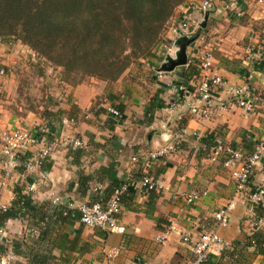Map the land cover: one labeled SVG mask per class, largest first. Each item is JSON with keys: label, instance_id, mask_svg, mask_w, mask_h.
I'll list each match as a JSON object with an SVG mask.
<instances>
[{"label": "crops", "instance_id": "crops-1", "mask_svg": "<svg viewBox=\"0 0 264 264\" xmlns=\"http://www.w3.org/2000/svg\"><path fill=\"white\" fill-rule=\"evenodd\" d=\"M217 4L206 14V28H202L206 15L195 14L196 22L202 20L201 33L205 39L198 38L188 47L186 66L159 77V69L165 62V51L160 45L155 56L146 60L152 68L148 72V87L140 85L146 84L140 78L134 82L133 76L139 77L138 73H125L112 86L89 79L73 87L70 91L72 105L62 106L66 116L63 115L61 122L48 120L50 141L74 137L81 140L83 146L53 149L48 171L39 169L24 175L16 171L15 176L4 183L0 149V207L11 205L15 185H26V188L35 185L36 190L30 192L32 199L47 205L44 208L46 220L40 224V240L31 219L8 222L5 242L24 237L26 245L15 253L12 245L6 247L0 239L3 244L0 245V264H186L192 258L194 244L211 231H216L227 247L213 253L207 264H264V253L259 254L256 248L246 245L247 236L264 232V219L258 221L252 204L239 201L230 212L226 228L216 223V213L234 198L236 183L225 167V157L213 160L212 155L217 141L249 154L264 137V72L261 77L254 74L256 67L248 61L252 49L264 45V0H231V4L223 1ZM230 10L235 14L242 10L243 16H231ZM180 13L181 9L165 35L176 48L184 38H194L173 33L172 27L178 23ZM206 50H212L214 55L209 76H222L228 85L226 90L217 93L214 102L222 109L216 115L192 118L188 109L196 102L195 90L203 75L200 73L197 81L185 83L192 95L181 108H170L174 98L171 86L185 81L189 63L192 61L197 66ZM9 51V46L0 40L2 64L1 58L9 57L5 54ZM129 83L137 84V90ZM241 86L251 87L259 98L250 113L230 94L234 87ZM104 97H107L105 101L111 99L112 105L124 107L121 119L107 113V104L97 106L96 102ZM152 103L158 108L147 117ZM182 113L186 122L180 128L177 118ZM29 115L17 118L0 101V138L7 129L28 127L32 130L49 124L34 113ZM67 117L76 121L75 127L63 125ZM163 136L175 143L177 149L148 169L145 162L149 153L169 144ZM41 149L42 146L37 145L29 152L34 156ZM146 176L159 181L162 188L154 194L147 192L141 185V179ZM254 182L264 186V161L255 169ZM118 184L128 185V191L123 197L118 226L113 230L83 226L79 219L60 216L54 210L55 205L59 206L55 198L75 210L82 203L107 200L110 190ZM193 191H207L208 196L188 206L179 194ZM167 232L170 233L168 242L162 246L157 238ZM188 235L190 241L184 242ZM2 247L7 251L2 253ZM111 251H118L117 256H112Z\"/></svg>", "mask_w": 264, "mask_h": 264}, {"label": "trees", "instance_id": "trees-1", "mask_svg": "<svg viewBox=\"0 0 264 264\" xmlns=\"http://www.w3.org/2000/svg\"><path fill=\"white\" fill-rule=\"evenodd\" d=\"M188 1L0 0V40H7L10 45L20 41L57 67L110 85L117 83L134 64L141 60L150 61L160 45L172 43L165 37L166 30L176 11ZM199 33L201 30L192 37L198 36ZM200 76L198 65L191 61L183 84L195 79L197 81ZM115 107L123 114V106ZM157 108L158 106L152 103L146 116L151 115ZM63 113L64 111L49 110L45 118L49 123L47 126L49 127L51 121L61 122ZM185 122L186 117L180 122V128H183ZM51 135V132L47 135L48 140H51ZM31 157L33 155L29 151L20 154L16 171L23 175L28 173L25 164ZM48 159L43 162L40 170L48 171L51 168ZM121 185L112 188L111 195ZM13 194L11 205L5 210H0V229L6 232L9 221L31 219L34 229L40 233V240V224L46 220L47 211L45 212L44 208L47 205L36 203L26 185H15ZM58 205H55L54 210L56 209L60 216L74 217L80 221L81 214L77 209L72 210L61 203ZM254 212L258 221L264 219V204L255 205ZM10 245L15 253L19 252V248L26 245L24 237L13 239L12 243L6 241L5 246ZM246 245L263 254L264 232L257 231L247 236ZM5 248H1L2 253L7 251Z\"/></svg>", "mask_w": 264, "mask_h": 264}, {"label": "built area", "instance_id": "built-area-1", "mask_svg": "<svg viewBox=\"0 0 264 264\" xmlns=\"http://www.w3.org/2000/svg\"><path fill=\"white\" fill-rule=\"evenodd\" d=\"M213 6V0H189L186 5L182 6L179 21L172 27V31L176 35L193 36L201 30L202 20H195V14L199 13L203 17L210 11ZM179 9V10H180ZM238 17L243 16V11L236 12ZM205 37L199 33V40L204 41ZM166 58L168 55L174 56L177 50L172 45H162ZM214 55L212 50L202 52L198 59V67L202 76V80L195 90L196 102L193 103L189 109V115L192 118L202 117L210 118L217 114L222 109L215 104L217 93L221 90L227 89L226 80L219 75L209 76L213 66ZM248 61L256 67L254 74L262 76L264 72V47L257 46L252 49L248 56ZM159 77H163L166 73L158 72ZM7 77V69L0 62V91L2 87V80ZM246 80V78H245ZM171 91L174 98L170 102V108H181L186 98L192 95L191 88L183 83L173 84ZM231 96L236 99L237 104L246 112H252L258 97L254 95L253 89L249 86L234 87L231 90ZM107 113L115 119H121L122 113L112 104L108 105ZM185 114H180L177 118L182 122ZM63 125L66 128H73L76 126L74 119H64ZM184 130V129H183ZM50 128L46 125H40L32 130L25 128L9 129L2 134L1 149H2V171L6 180L12 179L15 176L16 168L19 165L20 154H25L31 147L41 145L42 149L29 158L25 166L28 173H32L42 166L43 162L47 160L53 149L58 148H79L83 146V142L77 138H62L50 141L47 135L50 133ZM165 139V136H163ZM169 144L166 147L159 148L149 153L145 162V167L150 169L154 162L164 159L174 153L177 149L175 143H171L169 138H166ZM221 156L225 157V167L236 183L235 196L230 203L222 207L215 215L218 226L226 228L229 225L230 212L234 210L239 201L252 204L253 206L264 204V186L254 182V172L256 167L264 161V137L256 142L254 150L251 153H246L240 148H233L226 145L222 141H217L213 152V160H218ZM134 161H137L134 158ZM141 185L147 192H158L162 188L159 181L153 180L149 177L141 179ZM36 190L35 185H31L29 193ZM128 191V185H121L118 187L107 202L90 201L82 203L76 209L80 212V223L89 228H97L101 230H113L118 226V217L122 212L123 197ZM208 196L207 191H193L190 193H181L179 197L188 206H193ZM55 203H60L59 198L54 199ZM7 206H1L0 210H5ZM74 207V206H71ZM75 209V210H76ZM255 215V212H254ZM263 220H259L262 222ZM170 233L167 232L157 238L160 245L164 246L168 242ZM7 238L6 232L0 229V239L5 241ZM184 242L190 241V236L184 237ZM226 243L222 237L216 232L211 231L203 234L192 248V258L186 264H206L213 253L222 252ZM118 251H111L112 256H117Z\"/></svg>", "mask_w": 264, "mask_h": 264}, {"label": "rangeland", "instance_id": "rangeland-1", "mask_svg": "<svg viewBox=\"0 0 264 264\" xmlns=\"http://www.w3.org/2000/svg\"><path fill=\"white\" fill-rule=\"evenodd\" d=\"M199 1L202 2L204 0ZM222 1L226 4H231V0H213V4L215 6L218 5L217 2L219 3ZM178 11L179 10L176 11V14ZM229 15L236 16L235 12L232 10H230ZM171 25L172 21L169 24L166 32L169 31ZM5 41L3 40V42L9 46L10 51L5 53L9 57L1 58L3 60L2 62L4 63L3 65L7 69V77L3 80L4 84H2L0 91V101L5 104L10 111L14 112L17 118H27L30 116V113H34V115L45 119L46 113L49 112V110L53 112L64 111L62 107L64 104L72 105V98L70 94L71 89L91 79L89 77H83L79 73L68 72L63 68L49 63L38 54L30 50L28 46L23 45L20 41H15L12 45L7 43V40ZM166 45L169 46L171 44L167 43ZM149 64L150 63H148L146 60H141L140 62L131 66V68L126 73H138L139 77L136 75L133 76V78H136L134 82H137V79L140 78L142 82L144 81L146 83L143 84L140 82L142 83L140 85L148 87V80L150 77V73L148 72L150 71L149 69H152ZM151 71H154V69ZM114 84H110V86ZM129 85L130 87H133L135 90H137V84L133 85V83H129ZM106 98L107 97H104L103 99L98 100L96 102L97 106L99 107L101 104L110 105L111 101L109 99L108 101H105ZM135 98L136 97L134 96L133 99ZM65 119L69 118L67 117ZM23 125L27 126L25 123ZM26 128L28 129V127H25V129ZM1 144L2 142L0 140V149ZM3 178L4 183H6L8 180H6L4 176ZM1 180L2 178H0V181ZM10 180L11 179H9V181ZM12 182L16 183L15 180ZM12 182L9 183L12 184ZM1 244L2 241L0 240V245Z\"/></svg>", "mask_w": 264, "mask_h": 264}, {"label": "water", "instance_id": "water-1", "mask_svg": "<svg viewBox=\"0 0 264 264\" xmlns=\"http://www.w3.org/2000/svg\"><path fill=\"white\" fill-rule=\"evenodd\" d=\"M208 21V15H206V20L204 21L202 28H206ZM199 35L194 38H184L183 40L178 42V48L175 52L174 56L168 55L165 58V62L162 64L159 72L163 73H171L175 71L177 68L184 67L188 64V54L187 50L190 45H192L197 39Z\"/></svg>", "mask_w": 264, "mask_h": 264}]
</instances>
